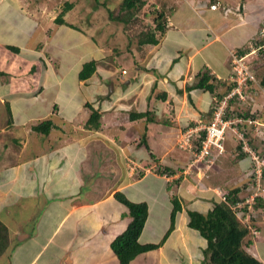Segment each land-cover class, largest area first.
Instances as JSON below:
<instances>
[{
  "label": "crops",
  "instance_id": "obj_1",
  "mask_svg": "<svg viewBox=\"0 0 264 264\" xmlns=\"http://www.w3.org/2000/svg\"><path fill=\"white\" fill-rule=\"evenodd\" d=\"M99 1L0 0V222L9 236L1 264H120L110 245L131 218L117 192L147 204L139 243L158 245L128 264H201L206 241L189 228L188 211L206 214L225 185L219 154L198 168L179 147L214 99L187 88L204 70L230 78V53L258 37L264 0H152L165 12L163 35L124 47L102 37L112 22L97 30L93 19L98 5L108 12L118 0ZM91 61L95 72L80 80ZM91 109L98 129L87 127ZM147 111L148 122L129 118ZM45 121L47 136L34 130ZM173 196L182 209L171 229ZM256 224L243 248L264 264V222Z\"/></svg>",
  "mask_w": 264,
  "mask_h": 264
},
{
  "label": "trees",
  "instance_id": "obj_2",
  "mask_svg": "<svg viewBox=\"0 0 264 264\" xmlns=\"http://www.w3.org/2000/svg\"><path fill=\"white\" fill-rule=\"evenodd\" d=\"M145 5L146 2L143 0H122L119 6V13L117 15H113L111 11H108L109 19L119 22L123 25H129L130 22H134V19L138 17L139 11L144 8ZM66 7L70 8L71 5L66 4ZM153 11V27L148 31L139 32L137 37L138 46L156 45L158 43L159 37L162 36L165 31L163 26L165 23V12L161 9ZM56 22L63 23L61 15L56 18ZM263 34L264 26L260 30L258 37L251 42V46L256 45L254 49L259 48L257 51L259 53H257V55H261L262 58H264V47H262L264 45ZM251 51L252 48L250 46L247 47V51L245 48L243 50L237 51L239 56L247 55L244 60L248 64L250 71L252 70V67L250 66L251 61L248 63L246 60L248 57L253 60L255 53L253 54V51ZM96 66L97 62L95 61L84 64L83 69L79 73V79L85 80L89 78L95 72ZM248 83L249 81L247 82V85ZM260 86L264 87V77L260 81ZM235 87L236 84L231 82L229 79L225 80L224 82H220L210 74L209 70H204L202 73L198 74L196 84L188 87L187 89L188 91L200 89L214 96L213 107H211L210 112L212 113V110L217 107L215 102L217 103L222 100ZM219 88L222 90H219ZM214 100L216 101L214 102ZM237 101L241 104V100H239L237 96H234L228 101L225 119H230L231 117L236 116L239 120L250 123L254 122L255 120L253 119V116H251L249 113H246V111L243 112L241 110L238 112L231 107V105ZM8 114L10 115L9 108ZM129 118L130 120L145 119V121L148 122L150 121V112L147 111L142 114L133 113L130 114ZM99 119L100 115L91 109V114L87 121V127L89 126L91 128L98 129L100 126ZM51 127L52 123L50 121H45L34 127V130L47 136ZM202 135H204L203 132ZM140 144L150 151L146 140V134L142 136ZM241 149V146H238V150L240 151V160L247 157V154L241 151ZM150 155L151 157H154L153 154ZM249 169H252L251 165ZM157 170L160 173H163L162 167L158 168ZM260 184H264V169ZM252 186H254V183ZM247 189H250V186H248L246 190ZM223 196L225 197V202L220 201L215 203L213 208L206 214L188 211L189 228L197 231L199 235L206 241V248L203 250V261L201 264H263L261 261L254 258L244 250L243 241L250 235V228L242 223L232 211V207L236 206L237 203L244 201L241 197V190L239 188H234L228 192H223ZM114 198L127 208L131 221L128 224L126 230L112 241L110 247L115 256L118 258L120 264H128L137 255L156 249L158 245H142L139 243V236L143 230L148 216L147 204L130 202L120 192L115 193ZM257 199L258 198H256V200ZM171 204L172 210L170 216V228L173 229L176 216L179 212H181L182 206L177 196L172 197ZM8 246V230L6 226L0 222V257L6 253Z\"/></svg>",
  "mask_w": 264,
  "mask_h": 264
},
{
  "label": "rangeland",
  "instance_id": "obj_3",
  "mask_svg": "<svg viewBox=\"0 0 264 264\" xmlns=\"http://www.w3.org/2000/svg\"><path fill=\"white\" fill-rule=\"evenodd\" d=\"M102 1L104 0H100L99 3L101 4ZM120 2L121 0L120 1L118 0V2L115 3L112 9L108 8L112 12L113 15H117L119 13ZM145 2L147 3V7H145V9L142 8L138 13V17L134 19V22H130L129 25H123L119 22L112 21L111 19H109V16H108L109 14L106 8L98 5V7H96L97 13H95V17L93 18L94 25L98 26L97 30H102V27L105 26L108 21L112 22L115 25L111 27L108 26L109 30L105 33V35L104 34L102 35L103 39L106 41L108 40L114 41L112 43V45H114L113 47H115V45L116 47H119L120 45L124 47L130 43L134 44L133 42L137 41L139 32L141 31L145 32V31L152 29L153 27L152 19H153V13H154L153 10H158L154 6H157L160 9L163 8V6H161L160 2H157V1L154 4H151L152 0H145ZM98 23L101 24L100 27ZM263 26H264V23H263ZM108 27H106L105 30H107ZM117 31H120V33L118 34ZM122 32L123 34H125L123 37H122ZM250 47L253 50V47L251 46V44H250ZM114 49H117V48H114ZM114 49L112 50V55H111L112 59H114V56H117L115 54L116 51ZM258 49L259 48L253 50V54L255 53L253 56V60H251L250 57H248V59L246 60L248 63L251 61L250 63V66L252 67L251 76L253 79L251 78L252 79L251 82H249L248 86L244 89L243 97L245 100L241 101V104L237 101L236 103L234 102L233 105H231V107L235 111L236 110L238 112H240L241 110L243 112L246 111V113H249L251 116H253V119L255 121L250 123V122L241 120L242 123L241 121L240 122L234 121V123H230L229 127L226 128L224 132V138H225L224 139V152L219 154L220 157L218 156L217 160L214 163L215 171L219 170L220 167L222 168L217 173V176L220 175L221 177L224 178L223 179L219 177L220 179L219 181L223 182V184L225 185L223 189L220 188L219 190L223 193V192H228L234 188H239L241 190V197L243 200L249 197V192H251L250 191L251 186L254 183L253 177L251 175V170L249 169L250 167L249 163L252 166L250 152H253L259 155L260 157L264 158V87L260 86V81L264 77V58H262L261 55H257V53H259L257 52ZM246 51H247V48H246ZM233 52H236L238 54V52L235 50H233ZM119 64H121V62ZM125 67L128 70V75L125 77V80H127L128 78L132 77L133 68L129 64L128 65L125 64ZM159 94L161 93H158L157 95ZM215 101L216 100H214V102ZM213 112L214 110H212V113ZM212 113H209V115H207L206 120L204 122L198 123L197 124L198 126H196V128L195 127L189 128V130L192 129V133L195 132L194 130H197V131L198 129L203 130L204 127L207 125V123L211 120ZM237 118L238 117L233 116L227 120H229V122H232L233 120H236ZM182 137L183 138L181 142L183 140L187 141L188 138H186V132L183 133ZM194 138L195 137H193L192 144L196 145ZM238 146H241L242 148L241 151L247 154V157H245L242 160L239 159L240 151L238 150ZM190 156H191L190 158L191 161L196 162L197 157L194 156L193 152L190 153ZM210 160L212 159L209 158L206 160H201L199 161V164L200 165L206 164L207 166H209L211 165ZM199 164L195 166H197L198 168H204L202 165L199 166ZM245 167L247 168L245 169ZM195 171H197V169H195ZM214 172L212 173V176L211 175L209 176L210 181L212 180L213 177H216L217 179V176ZM232 186L233 188L230 189ZM248 186H250V189L246 191V188ZM261 189L264 190V184L261 185ZM257 198L258 199L256 200L255 204L252 205L250 209L248 208V205L247 207H245V205H242V202H241V207H235V208L232 207V211L239 218V220L245 225L249 226L250 228V235L247 238H250V236L253 238L254 234H252V232L258 231L257 229L258 226L256 224L257 221L262 220L264 222V192H261V194ZM246 242L247 241L243 242V244H246ZM245 246H248V244H246ZM7 250H6V253H7ZM0 264H1V259H0Z\"/></svg>",
  "mask_w": 264,
  "mask_h": 264
},
{
  "label": "built area",
  "instance_id": "obj_4",
  "mask_svg": "<svg viewBox=\"0 0 264 264\" xmlns=\"http://www.w3.org/2000/svg\"><path fill=\"white\" fill-rule=\"evenodd\" d=\"M218 8L219 3L210 6V9L213 11L217 10ZM226 12L227 10H225V13ZM262 47H264V45ZM246 56L247 55L239 56V54L233 51L230 53L232 73L229 80L231 82H234L236 84V87L233 88V90L222 100L217 103L215 102L217 107L212 113L211 120L207 123L203 130H194V133H192V129L185 131L186 138L188 139L187 141L183 140L182 142H180L179 147L184 150H188L189 153L193 152L194 156L197 157L196 162L212 158L213 151L218 154L224 152L225 129L229 127L230 123H234V121H241L239 119H236L232 122H229V120L225 119V112L228 106V101L234 96H237L241 101L245 100L243 97V90L245 89L247 82L253 79L248 64L244 60ZM123 73L125 74V71H123ZM202 132L204 133V135H202ZM193 137H195L194 139L196 145L192 144ZM250 158L252 161L251 175L254 180V186H251L249 197L245 198V200L242 202V205H245V207H247L248 205L249 209L252 207V205L255 204L256 198L261 194V192H264V190L261 189L260 184L264 169V158L253 152H250ZM220 200L222 202H225V197L221 195ZM235 207H241V202L237 203V205L233 208ZM252 234H257V231H253Z\"/></svg>",
  "mask_w": 264,
  "mask_h": 264
},
{
  "label": "bare ground",
  "instance_id": "obj_5",
  "mask_svg": "<svg viewBox=\"0 0 264 264\" xmlns=\"http://www.w3.org/2000/svg\"><path fill=\"white\" fill-rule=\"evenodd\" d=\"M242 122V121H241Z\"/></svg>",
  "mask_w": 264,
  "mask_h": 264
}]
</instances>
